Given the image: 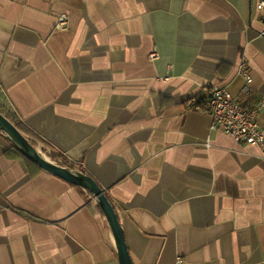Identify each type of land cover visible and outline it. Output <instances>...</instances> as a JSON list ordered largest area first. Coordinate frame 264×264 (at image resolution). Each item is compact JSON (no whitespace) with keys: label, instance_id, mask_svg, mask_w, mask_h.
I'll use <instances>...</instances> for the list:
<instances>
[{"label":"crops","instance_id":"obj_1","mask_svg":"<svg viewBox=\"0 0 264 264\" xmlns=\"http://www.w3.org/2000/svg\"><path fill=\"white\" fill-rule=\"evenodd\" d=\"M261 1L0 0L7 108L105 191L133 264H264V150L211 131L208 110L214 87L264 99ZM0 264H120L93 196L1 130Z\"/></svg>","mask_w":264,"mask_h":264},{"label":"built area","instance_id":"obj_2","mask_svg":"<svg viewBox=\"0 0 264 264\" xmlns=\"http://www.w3.org/2000/svg\"><path fill=\"white\" fill-rule=\"evenodd\" d=\"M261 12L262 29L258 36L264 38V1L257 4ZM67 26V18L62 15L58 19V27ZM157 52L150 54L155 59ZM237 73L243 79L241 96L247 99L253 93V77L247 60L242 58L237 67ZM245 102L233 97L224 87H214L208 98V110L211 115V131H220L230 135L237 143L257 145L264 150V133L260 130L257 119L264 111V99H259L254 105L245 106ZM179 263L182 261L179 260Z\"/></svg>","mask_w":264,"mask_h":264},{"label":"water","instance_id":"obj_3","mask_svg":"<svg viewBox=\"0 0 264 264\" xmlns=\"http://www.w3.org/2000/svg\"><path fill=\"white\" fill-rule=\"evenodd\" d=\"M0 130L8 137L16 149L32 163L49 174L74 186L88 191L100 207L115 239L120 264H133L125 243L124 231L120 225L114 207L105 194V191L96 181L79 170H72L57 163L51 162L37 151L34 145L0 113Z\"/></svg>","mask_w":264,"mask_h":264},{"label":"trees","instance_id":"obj_4","mask_svg":"<svg viewBox=\"0 0 264 264\" xmlns=\"http://www.w3.org/2000/svg\"><path fill=\"white\" fill-rule=\"evenodd\" d=\"M197 105H199L198 102L194 104V106H197ZM245 106L248 107L247 104ZM0 113L3 116H5V118H7V120H9L31 142L32 145L35 144L34 142L38 140L36 135H34L28 129H26V127L19 121L18 117L7 108L5 100L1 92H0ZM59 165L63 167L66 166L65 163H60Z\"/></svg>","mask_w":264,"mask_h":264}]
</instances>
